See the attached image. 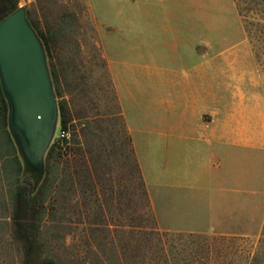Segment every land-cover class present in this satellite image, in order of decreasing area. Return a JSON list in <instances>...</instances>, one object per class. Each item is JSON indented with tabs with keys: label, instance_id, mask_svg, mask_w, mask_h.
Instances as JSON below:
<instances>
[{
	"label": "crops",
	"instance_id": "obj_1",
	"mask_svg": "<svg viewBox=\"0 0 264 264\" xmlns=\"http://www.w3.org/2000/svg\"><path fill=\"white\" fill-rule=\"evenodd\" d=\"M224 5L246 37L235 0H110V19L92 4L163 230L249 236L264 224V117L257 95L246 105L256 88L229 82L243 54L222 46Z\"/></svg>",
	"mask_w": 264,
	"mask_h": 264
},
{
	"label": "rangeland",
	"instance_id": "obj_2",
	"mask_svg": "<svg viewBox=\"0 0 264 264\" xmlns=\"http://www.w3.org/2000/svg\"><path fill=\"white\" fill-rule=\"evenodd\" d=\"M96 1L103 15L110 19L105 9L110 0H18V8L26 9L31 25L43 42L57 96L59 113L51 131L50 146L60 137L64 118L68 120L66 130L71 133L70 138H67L70 152L64 158L67 161V185L62 191L63 197L59 198L65 206L64 214H58L59 217L63 216V223L60 228H54L49 223L47 233L69 235L67 244L63 245L62 240L54 243L58 245L62 257L76 264H124V257L118 261L110 258L117 247L113 246L112 240L118 234H125L122 245L126 247V224L129 219L144 214L150 217L152 211L146 205L142 178L123 125L121 106L97 29L92 8ZM228 11L229 8L224 5L218 13L224 21L222 46L231 52L243 54L242 59L231 61V67L238 68L239 73H231L229 82L244 84L247 90L255 87L256 91H247V97L251 98L246 105L252 109L254 93L259 100L257 105H260L256 113L264 117V50L247 31L246 37L243 36L242 24ZM240 17L244 22L243 17ZM110 35L108 30L103 31L106 40L110 39ZM106 46L110 55V45ZM61 104L64 107L63 114ZM86 132L88 134L85 135ZM12 135L24 163V175L33 173V178L39 182L43 172L31 166L16 136ZM50 146L44 156L45 163ZM3 165L0 159V264H24L21 245L13 237L12 202ZM71 174L75 177L73 187L67 181ZM117 220L125 224L118 229V233L113 224ZM94 221L100 223L98 227L93 225ZM262 229L255 235L247 236L250 249L252 245L256 248ZM168 232L169 237H177L174 235L176 233L183 234L184 241L189 234ZM91 239L96 242L93 243ZM215 245L220 246L221 243L215 241ZM183 249L188 254V249ZM228 261L216 258L211 263Z\"/></svg>",
	"mask_w": 264,
	"mask_h": 264
},
{
	"label": "trees",
	"instance_id": "obj_3",
	"mask_svg": "<svg viewBox=\"0 0 264 264\" xmlns=\"http://www.w3.org/2000/svg\"><path fill=\"white\" fill-rule=\"evenodd\" d=\"M235 3L244 19L248 35L264 50V0H235ZM17 8L18 0H0V21ZM45 44L48 47L46 40ZM60 107L63 114L64 107L62 104ZM9 114L10 104L0 77V159L3 160L4 173L9 182L13 237L21 245L24 264H76L62 257L58 245L54 243L62 240L63 245L67 244L69 235L61 233L50 235L46 229L49 223L54 228L62 227L63 216L59 217L58 214L60 212L64 214L65 206L63 200L59 198L63 197L62 191L67 185L65 183L68 175L67 161L64 158L70 152L69 140L59 137L52 143L46 156L42 179L36 182L33 173L29 176L24 175V163L9 127ZM120 115L142 178L146 205L152 213L150 217L144 214L129 219L126 224L127 245L126 247L122 245L125 234H118L116 239L112 240L113 246L117 247L110 258L118 261L124 257L126 264H214L211 261L216 258L229 260L227 263L219 264H264V224L256 248L252 245L251 249L247 236L214 237L210 234L189 233L187 240L184 241L183 234L176 233L174 235L177 237H169L168 231L159 228L121 110ZM67 126L68 120L64 118L62 128L66 130ZM67 181L73 187L75 177L71 174ZM99 224L93 222L96 227ZM113 224L117 233L119 228L125 226L120 220ZM91 241L96 242L94 239ZM215 241H219L221 245L216 246ZM180 246L182 248H179ZM185 247L189 251L188 254L184 253Z\"/></svg>",
	"mask_w": 264,
	"mask_h": 264
},
{
	"label": "water",
	"instance_id": "obj_4",
	"mask_svg": "<svg viewBox=\"0 0 264 264\" xmlns=\"http://www.w3.org/2000/svg\"><path fill=\"white\" fill-rule=\"evenodd\" d=\"M0 77L10 129L31 166L43 172L59 108L43 42L24 7L0 21Z\"/></svg>",
	"mask_w": 264,
	"mask_h": 264
},
{
	"label": "built area",
	"instance_id": "obj_5",
	"mask_svg": "<svg viewBox=\"0 0 264 264\" xmlns=\"http://www.w3.org/2000/svg\"><path fill=\"white\" fill-rule=\"evenodd\" d=\"M59 136H60L61 138H70L71 133H70L69 130H65V129H63V130H61Z\"/></svg>",
	"mask_w": 264,
	"mask_h": 264
}]
</instances>
